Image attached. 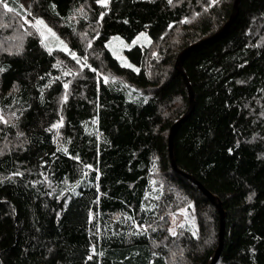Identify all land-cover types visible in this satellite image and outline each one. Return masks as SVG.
Instances as JSON below:
<instances>
[{
	"label": "trees",
	"instance_id": "obj_1",
	"mask_svg": "<svg viewBox=\"0 0 264 264\" xmlns=\"http://www.w3.org/2000/svg\"><path fill=\"white\" fill-rule=\"evenodd\" d=\"M180 1L4 0L93 68L69 80L59 64L79 70L77 58L33 32L0 54V264H207L220 214L171 162L170 130L189 106L175 64L228 21L235 0ZM83 5L90 13L75 25ZM143 31L160 51L134 45L122 65L107 43ZM184 67L195 108L173 147L177 165L223 202L217 264H264V0H241L228 31L195 46Z\"/></svg>",
	"mask_w": 264,
	"mask_h": 264
},
{
	"label": "rangeland",
	"instance_id": "obj_2",
	"mask_svg": "<svg viewBox=\"0 0 264 264\" xmlns=\"http://www.w3.org/2000/svg\"><path fill=\"white\" fill-rule=\"evenodd\" d=\"M184 1V0H181ZM180 1V2H181ZM109 2V0H108ZM107 2V4H108ZM103 5H107L102 3ZM24 12L14 11V12H7L5 8H3L2 4H0V54L4 51L6 52H13L18 51L22 48V44L25 38V35L28 32H33L37 34L43 45L50 51L61 50L74 58H77L80 65H78L79 70L75 67H72L70 63H62L60 62L59 66L62 69L64 75L69 78V80L79 77L81 71L85 67L93 68L91 62L89 61L87 55L78 56L77 53L67 44V42L55 31L53 30L48 24H46L40 18L34 17L31 13L29 8L24 7ZM90 13L88 5L80 6L73 14L72 21L77 25L80 20L87 19ZM37 21H43V24L38 25ZM46 26V27H45ZM48 29H51L49 32ZM175 36L173 33L172 37ZM170 37V41L172 39ZM80 38L83 42V45L86 49L87 53H90V49L92 48L94 39L96 38V29L93 27L89 28H81L80 30ZM143 45L149 46L152 49V53L155 50H159L160 45L155 44L151 41L147 32L143 31L137 35V37L131 41H126L122 36L115 35L112 36L109 42L107 43L108 48L112 52V54L119 60L122 65L130 66V62L126 57L125 50L132 48L134 45ZM65 48L67 50H65ZM160 51V50H159ZM157 51H155L156 53ZM154 53V54H155ZM98 79L101 76L104 78L115 79V77H111V75H107L101 70H96ZM68 88V87H67ZM127 94L131 99H137V94L133 93L131 90H127ZM62 121L61 119L54 127L58 136L61 134L62 129ZM188 224H191L190 216H187L185 221Z\"/></svg>",
	"mask_w": 264,
	"mask_h": 264
},
{
	"label": "water",
	"instance_id": "obj_3",
	"mask_svg": "<svg viewBox=\"0 0 264 264\" xmlns=\"http://www.w3.org/2000/svg\"><path fill=\"white\" fill-rule=\"evenodd\" d=\"M240 3H241V0H235L234 5H233V10H232V13H231L230 18L228 19V21L216 33H214L212 35H209V36L203 38L202 40L198 41L197 43H194V44L190 45L189 47L185 48L184 50H182L179 53V55L177 57L176 64H175L176 69L182 74L183 79H184V81L186 83V86L188 88V92H189V106H188L186 112L181 116V118H179L178 120H176L174 122V124L172 125L171 130H170L169 152H170L171 162H172L173 167L176 170H178L179 172H181L184 175H186L188 178L193 180L198 185L200 190L205 195H207V197L210 199V201L215 205V207L218 209L219 214H220L221 224H220V233H219V243H218L217 248L213 251L211 257L207 261V264H217L218 261L221 258V253H222V249H223V245H224L226 210H225V208L223 206V202H222L221 198L219 197V195H217V194L211 192L210 190H208L197 179H195V177L193 175H191L188 172L182 170L177 165L176 158H175L174 147H173V138H174V134L177 131V129L179 128L180 124L188 118V116L191 114V112L195 108V94H194L191 82L189 80V77L187 75L186 69L184 67L185 58H186L187 54L195 46H198V45L204 43L205 41H208L209 39L219 37L223 33L227 32L228 29L230 28L232 22L236 19L237 15L239 13Z\"/></svg>",
	"mask_w": 264,
	"mask_h": 264
},
{
	"label": "snow or ice",
	"instance_id": "obj_4",
	"mask_svg": "<svg viewBox=\"0 0 264 264\" xmlns=\"http://www.w3.org/2000/svg\"><path fill=\"white\" fill-rule=\"evenodd\" d=\"M100 2L101 3H104V4H107L108 0H100ZM170 2H171V0H170ZM212 2L213 3H217L218 0H212ZM0 4H2L3 8H5L7 10V12H14V11H16L14 8L9 7L8 6V3L4 2V0H0ZM36 23L38 25H41V24H43V21H37ZM48 31L50 32L51 29H48ZM65 50H67V49L65 48ZM65 87H67V85H65ZM54 127H57V126H54ZM172 235H176L175 230H172Z\"/></svg>",
	"mask_w": 264,
	"mask_h": 264
}]
</instances>
